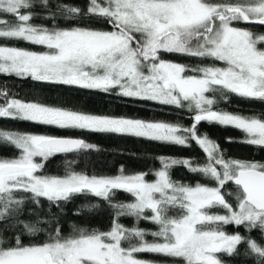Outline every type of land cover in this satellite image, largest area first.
I'll return each mask as SVG.
<instances>
[{"label": "snow or ice", "instance_id": "1", "mask_svg": "<svg viewBox=\"0 0 264 264\" xmlns=\"http://www.w3.org/2000/svg\"><path fill=\"white\" fill-rule=\"evenodd\" d=\"M241 23L264 27V0H0V40L44 49L0 44V76L174 107L188 112L193 123L25 101L7 84L0 86V119L182 148L195 143L206 154L203 162L161 156L152 181L151 173L128 174L123 166L114 176L84 174L73 170V161L65 162L63 175H49L44 169L51 158L98 151L97 145L0 129V146L18 153L0 157V264H264V161L227 157L199 131L204 122L232 127L242 138L228 143L264 150V113L218 106L233 95L264 102V34L236 26ZM165 54L213 63L190 66L166 60ZM174 166L212 183L175 181ZM229 183L237 190L234 203L227 198ZM117 191L133 201L113 203ZM80 196L107 202L115 217L109 229L72 224L65 235L67 222L48 218L52 208ZM37 210L45 219L37 218ZM121 217L151 223L155 230L126 228ZM227 226L244 231L229 233ZM26 235L46 239L26 244Z\"/></svg>", "mask_w": 264, "mask_h": 264}, {"label": "trees", "instance_id": "2", "mask_svg": "<svg viewBox=\"0 0 264 264\" xmlns=\"http://www.w3.org/2000/svg\"><path fill=\"white\" fill-rule=\"evenodd\" d=\"M68 3L83 4L84 0H67ZM41 23V21H35ZM240 26L251 27L252 31L257 34H264V27L257 24H238ZM66 26L64 24L61 25ZM110 30L107 25H99ZM0 44L14 45L32 50L43 51L41 47L33 45L0 40ZM164 59L179 62L190 66L210 65L213 62L207 59L192 58L183 55L165 54ZM218 66H222L219 65ZM7 84L11 92L17 95V98L25 101L40 100L49 104H58L65 107H72L78 110H84L95 114L123 115L127 117H137L146 120L177 122L183 125H191L192 119H189V113L184 110H178L174 107L160 106L154 103H146L138 100L117 98L115 96L105 95L97 91H87L80 89L57 88L51 85L34 83L31 80H22L7 75L0 76V86ZM11 98V97H9ZM2 102V100H0ZM219 108L233 113H242L245 115L264 113V102L250 101L237 96H232L230 102H219ZM0 129L29 132L37 134H47L58 137H78L83 138L87 142L97 145L98 151L88 153H76L72 155L58 154L51 158L44 169L45 174L63 175L66 168V161H73L72 168L75 171L83 172L89 175H117L121 166L126 169L128 174L149 172L147 179L152 181L155 179L154 172L162 167L158 162L161 156L165 158H194L203 162L206 154L199 149L195 143L190 148H182L172 146L160 142H149L146 140H138L130 137H121L110 134L92 133L80 130H64L56 127L36 125L29 122H23L13 119H0ZM201 133H207L209 137L217 141L224 150L227 157L240 160L264 161V150H260L256 146H247L243 143H228L227 139L232 138L239 140L242 138L241 131L232 127H222L215 124L201 123L199 126ZM17 151L11 147L0 146V157H15ZM171 171L172 179L195 185L197 182L205 185H211V181L200 175L190 174L185 167L174 166ZM226 192L231 193L227 198L231 202H235L236 187L233 183H229ZM134 197L123 191H117L113 203L132 202ZM31 208V205H29ZM49 206L45 203L44 211H48ZM79 211L80 215L75 213ZM213 211H219L214 209ZM59 217L62 221H66L64 227L65 235L71 234L70 226L75 224L83 228H96L107 230L112 224L114 212L109 208L107 202L95 199L91 196H80L73 199L66 205H61L59 209L52 208L49 219ZM37 218L45 219L39 215L37 210ZM119 223L126 228L139 226L146 230H155V226L147 222H137L135 218L121 217ZM39 227V225H37ZM229 233L236 231L243 232L244 229H236L227 226L225 229ZM254 237H259V233H253ZM151 240L152 237H146ZM46 239L44 235H37L35 238L25 236L24 243H38ZM141 257L148 260H161V257L152 254H141ZM171 264V262H169ZM227 264H241L239 260H228ZM250 264V262H249Z\"/></svg>", "mask_w": 264, "mask_h": 264}, {"label": "rangeland", "instance_id": "3", "mask_svg": "<svg viewBox=\"0 0 264 264\" xmlns=\"http://www.w3.org/2000/svg\"><path fill=\"white\" fill-rule=\"evenodd\" d=\"M236 26H238V27H242V28H249V29H251V27H245V26H240V25H236ZM252 30V29H251ZM36 51H38V50H36ZM27 133H29V132H27ZM34 134H37V133H34Z\"/></svg>", "mask_w": 264, "mask_h": 264}, {"label": "water", "instance_id": "4", "mask_svg": "<svg viewBox=\"0 0 264 264\" xmlns=\"http://www.w3.org/2000/svg\"><path fill=\"white\" fill-rule=\"evenodd\" d=\"M71 138H78V137H71Z\"/></svg>", "mask_w": 264, "mask_h": 264}]
</instances>
